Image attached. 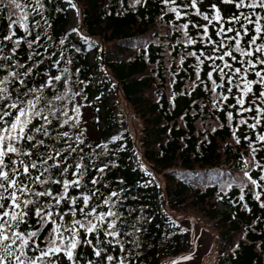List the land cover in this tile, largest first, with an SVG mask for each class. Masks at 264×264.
<instances>
[{"label": "trees", "instance_id": "1", "mask_svg": "<svg viewBox=\"0 0 264 264\" xmlns=\"http://www.w3.org/2000/svg\"><path fill=\"white\" fill-rule=\"evenodd\" d=\"M74 1L80 9L82 41H76L66 30L68 15L61 0H40L39 14L29 11L32 35L27 37L33 40L39 33L40 46L29 49L22 42L14 59L29 65L32 51L41 53L40 75L32 79L36 86L46 82L48 76H62L57 88L60 94L66 93V99L55 103L59 108L66 105L69 117L74 119L62 128L53 120L57 127L49 130L53 136L67 131L69 143L78 145V151L83 149L89 175L97 179L96 187L105 197L111 191L119 193L113 198L117 206L112 210L123 213L126 225L121 231L132 233L120 237L124 251L113 244L110 254L124 257L125 264H204V260L196 263L180 259L192 246L188 225L203 223L213 229L215 264H264V181L260 180L264 168L257 167L264 166V141L258 140L264 134V120L255 129L241 124V120L248 124L255 120L253 112L231 106L239 91H210L211 81L205 73L211 71L212 62L201 56L204 64H199L195 57L187 55L192 51L207 55L211 48L207 36L192 25L208 22L196 15L195 9L183 7L190 0H176L174 5H165L163 0ZM212 4L218 5L224 17L233 11H249L234 9L221 0H198L197 6L211 16ZM31 6L36 7L35 0H31ZM177 6L179 19L168 10ZM9 10L0 11V35L9 31ZM185 11L189 15L185 16ZM257 15L264 16V11L257 10ZM185 23L196 44L186 43L179 29ZM220 26L217 22L209 24L208 35L219 40L214 33ZM13 30L18 36L25 35L19 26H13ZM86 44L101 54L108 72L104 80L96 79ZM236 55L239 57V53ZM55 61H59L58 66ZM216 63L222 66V62ZM217 75L214 72L213 79ZM249 79H256L251 71ZM104 89L116 91L120 122L114 107L107 106L106 97L101 106L91 101L95 93ZM258 89L264 91V87L253 85V92L245 97L256 104L246 103L245 107H264V100H256L254 95ZM221 93L229 99H221ZM45 94L51 95V90L46 89ZM229 112L233 114L231 120ZM63 119L61 116V123ZM113 125L119 126L117 134L111 131ZM81 133L83 144L76 141ZM63 143L58 141L56 146ZM252 148L257 151L253 153ZM134 153L142 159L140 166L132 164ZM98 167H103L104 172L99 173ZM249 176L260 186L251 184ZM157 197L162 198L167 215ZM219 202L224 209L219 208ZM83 254L85 259H95L87 247Z\"/></svg>", "mask_w": 264, "mask_h": 264}, {"label": "snow or ice", "instance_id": "2", "mask_svg": "<svg viewBox=\"0 0 264 264\" xmlns=\"http://www.w3.org/2000/svg\"><path fill=\"white\" fill-rule=\"evenodd\" d=\"M140 2L136 0V3ZM163 3L174 5L176 0H163ZM221 3L249 11H233L224 17L218 5L212 4L214 14L209 16L198 8V0L183 5L195 9L196 15H202L208 22L192 27L202 29L211 45L206 56L204 52L198 55L195 51L187 55L195 57L199 64H204L201 56L212 62L211 71L205 73L211 81L210 91L215 93L221 88L228 93L233 88L239 91L240 95L234 94L235 104L231 106L236 108L239 105V111L253 112L255 123L248 124L247 120L240 123L255 129L264 120V107H245L246 103L256 104L255 100L249 98L246 101L245 97L253 92V85L264 87V42L258 43L264 41V16L257 15V10L264 11V0H221ZM35 4L36 7H32L31 0H0V11L10 9L7 17L9 31L0 35V264H81V261L83 264H125L124 257L110 254L113 244L124 251L120 237L132 235L121 231L126 225L123 213L112 210L117 206L113 198L119 193L111 191L105 197L96 187L97 179L89 175L90 166L84 163L83 149L78 151V145L74 147L69 143L71 137L67 131H58L53 136L49 130L57 125L62 128L74 119L69 117L66 105L59 108L55 103L66 99V93L60 94L57 88L62 76H48L46 82L36 86L32 79L40 75L41 53L33 50L29 65L14 59L22 42L29 49L40 46L39 33L33 40L27 38L32 35L29 11L39 14L42 7L40 0H35ZM72 7L76 5L72 4ZM178 7L168 10L175 12L179 19ZM184 15L189 13L185 11ZM213 22L221 25L214 33L219 40L208 35V25ZM35 23L38 25L39 21ZM13 26L22 28L25 35L18 36ZM179 29L183 31L187 44L197 43L189 35L188 23L180 25ZM216 61L222 62V66ZM233 62L239 66H234ZM53 63L59 65V61ZM63 71L66 73L68 69ZM250 71L256 79H249ZM214 72L218 74L216 79H213ZM63 79L67 83V78ZM46 89L51 90V95L45 94ZM254 95L256 100H264V91L258 89ZM220 98L229 99L223 93ZM75 111L79 113V108ZM61 116L64 117L62 123ZM232 116L229 112V120ZM53 120L57 125H53ZM77 123L78 120L71 126L75 127ZM81 135L83 133L76 136L79 144L84 143ZM258 140L264 141V134L259 135ZM58 141L64 142L61 147L56 146ZM252 151L255 153L257 149L252 148ZM257 167L264 168L260 164ZM97 171L103 173L104 168L98 167ZM248 179L251 184L260 186L252 177ZM260 180L264 181V176ZM256 198H260L259 193ZM85 247L90 249L94 260L85 259ZM180 259L189 260L191 256Z\"/></svg>", "mask_w": 264, "mask_h": 264}, {"label": "rangeland", "instance_id": "3", "mask_svg": "<svg viewBox=\"0 0 264 264\" xmlns=\"http://www.w3.org/2000/svg\"><path fill=\"white\" fill-rule=\"evenodd\" d=\"M72 4L73 3H68V2L65 3L66 7L68 8L69 14H70L68 29L70 30V32L74 36L80 37V32H79L78 26H77L78 8H77V6L75 8H73ZM90 59H91L92 63H94V64L100 63V61H101L99 55L94 54L93 52H91V54H90ZM96 75L98 78L102 79L106 76V71L102 70V69H98L96 71ZM104 94L108 97L109 105L115 106V113L118 115V117H120L119 109L116 106V103L114 101V99L116 97L115 92L110 91V90H105ZM102 124H104V121H102ZM133 163L135 165L140 164L139 157L136 154L134 155ZM157 202L159 203V205H161V206L163 205L161 198H158ZM196 234L198 236V241H199V246L197 248V251L200 250V251L204 252V249L209 247V244L212 240L211 233L209 231H206L205 229H203L201 226H197L196 227Z\"/></svg>", "mask_w": 264, "mask_h": 264}]
</instances>
